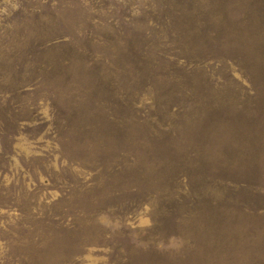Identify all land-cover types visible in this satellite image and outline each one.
I'll use <instances>...</instances> for the list:
<instances>
[{
  "label": "rangeland",
  "instance_id": "374dc122",
  "mask_svg": "<svg viewBox=\"0 0 264 264\" xmlns=\"http://www.w3.org/2000/svg\"><path fill=\"white\" fill-rule=\"evenodd\" d=\"M0 264H264V0H0Z\"/></svg>",
  "mask_w": 264,
  "mask_h": 264
}]
</instances>
